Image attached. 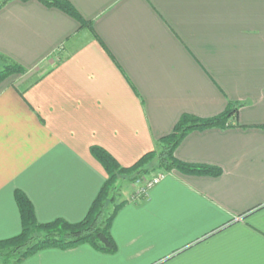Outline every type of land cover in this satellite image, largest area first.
I'll list each match as a JSON object with an SVG mask.
<instances>
[{
  "label": "crops",
  "instance_id": "obj_1",
  "mask_svg": "<svg viewBox=\"0 0 264 264\" xmlns=\"http://www.w3.org/2000/svg\"><path fill=\"white\" fill-rule=\"evenodd\" d=\"M91 27L40 0L0 7V240L17 235L15 191L41 222L85 217L107 178L156 150L184 113L238 110L195 129L175 155L219 176L164 171L111 227L115 253L42 249L21 264H264V0H69Z\"/></svg>",
  "mask_w": 264,
  "mask_h": 264
},
{
  "label": "trees",
  "instance_id": "obj_2",
  "mask_svg": "<svg viewBox=\"0 0 264 264\" xmlns=\"http://www.w3.org/2000/svg\"><path fill=\"white\" fill-rule=\"evenodd\" d=\"M9 0H0V7ZM48 6L57 7L79 21L80 27H91V22L82 17L69 0H40ZM0 81L26 71L24 67L9 61L0 54ZM238 107L230 103L227 109L213 117H199L184 113L173 130L161 137L156 150L145 153L131 166H122L118 160L100 145H92V155L104 167L107 178L94 198L87 214L79 221L71 222L58 217L41 222L35 214L34 206L28 196L20 189L15 191V198L21 215V230L10 238L0 240V252L3 264H21L26 257L46 248L67 249L80 244H89L97 251L115 253L118 245L112 235V223L126 200L118 201L119 182L129 175L135 180L155 159L158 168L164 171L176 170L183 174L219 176L222 169L218 166L191 163L179 159L175 149L188 132L207 127H222L229 123ZM136 172V173H134ZM135 174V175H134ZM133 175V176H132ZM146 197V196H141ZM135 193L133 199L141 198Z\"/></svg>",
  "mask_w": 264,
  "mask_h": 264
},
{
  "label": "rangeland",
  "instance_id": "obj_3",
  "mask_svg": "<svg viewBox=\"0 0 264 264\" xmlns=\"http://www.w3.org/2000/svg\"><path fill=\"white\" fill-rule=\"evenodd\" d=\"M1 66V64H0ZM146 169H149L148 172H141L139 174V176H137L135 178V180H131V176L129 175L128 177H126V179L122 180L119 182V185H121L122 183L125 185L129 184L132 182L133 184V187H134V191L135 189L137 188L138 185H140L143 181L151 178V177H154V176H157V175H160V174H164V170L161 169V168H158V161L157 159H155V161H153L151 164H148L146 166ZM136 173V172H134ZM135 175V174H134ZM133 176V175H132ZM3 250H1L0 252H2ZM0 264H3L2 263V257H1V254H0Z\"/></svg>",
  "mask_w": 264,
  "mask_h": 264
},
{
  "label": "built area",
  "instance_id": "obj_4",
  "mask_svg": "<svg viewBox=\"0 0 264 264\" xmlns=\"http://www.w3.org/2000/svg\"><path fill=\"white\" fill-rule=\"evenodd\" d=\"M164 177V174H160L154 177H151L145 181H143L140 185L137 186L134 193L138 196H147L150 189L158 184L162 178Z\"/></svg>",
  "mask_w": 264,
  "mask_h": 264
}]
</instances>
